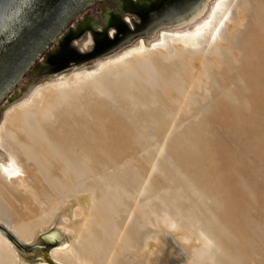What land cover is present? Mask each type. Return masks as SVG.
<instances>
[{
	"label": "bare ground",
	"instance_id": "1",
	"mask_svg": "<svg viewBox=\"0 0 264 264\" xmlns=\"http://www.w3.org/2000/svg\"><path fill=\"white\" fill-rule=\"evenodd\" d=\"M209 2L202 0L171 26L174 30L160 29L154 40L138 39L91 68L36 85L5 111L0 121V225L18 241L37 243L42 237L52 248L28 260L0 232V264H225L221 235L212 224L181 211L177 192L165 189L161 196L148 186L156 160L147 177L130 180L122 165L116 177L114 158L101 154L98 162L93 136L87 139L96 107L127 102L128 108H155L157 89L169 102L184 100L188 107L191 98L183 93L184 85L198 88L226 50L227 41L218 33L234 0ZM243 16L244 8L237 7L230 38ZM202 41L204 51L198 53ZM83 47L90 49V38ZM150 233L157 242H145ZM163 244L168 250L161 259L156 252Z\"/></svg>",
	"mask_w": 264,
	"mask_h": 264
},
{
	"label": "rangeland",
	"instance_id": "2",
	"mask_svg": "<svg viewBox=\"0 0 264 264\" xmlns=\"http://www.w3.org/2000/svg\"><path fill=\"white\" fill-rule=\"evenodd\" d=\"M201 1L100 0L86 8L0 103V121L36 85L76 68H91L138 39H156L160 29H171ZM241 6L242 25L230 38V20L238 19ZM218 36L227 41L222 62L208 68V78L198 88L184 85L183 93L191 98L188 107L178 97L180 103L169 102L160 89L155 108H128L127 102L94 107L93 131L87 139L93 136L98 162L101 154L114 158L111 170L116 177L120 165L130 180L147 177L156 160L157 171L148 186L161 196L165 189L178 193L181 211L212 224L214 233L221 235L225 264L227 259L232 264H264V0H234ZM89 38L91 47L85 49ZM204 47L202 41L195 51L202 53ZM207 59L213 62L211 55ZM105 144L106 150L101 147ZM0 232L28 260L52 248L42 237L25 243L2 225ZM154 234L145 236V242H157ZM162 249L156 252L161 259L167 245Z\"/></svg>",
	"mask_w": 264,
	"mask_h": 264
},
{
	"label": "water",
	"instance_id": "3",
	"mask_svg": "<svg viewBox=\"0 0 264 264\" xmlns=\"http://www.w3.org/2000/svg\"><path fill=\"white\" fill-rule=\"evenodd\" d=\"M100 0H0V103L86 8Z\"/></svg>",
	"mask_w": 264,
	"mask_h": 264
}]
</instances>
